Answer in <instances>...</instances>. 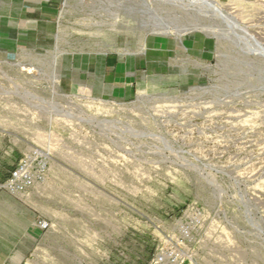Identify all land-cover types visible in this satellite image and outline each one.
I'll return each instance as SVG.
<instances>
[{
	"label": "rangeland",
	"instance_id": "rangeland-1",
	"mask_svg": "<svg viewBox=\"0 0 264 264\" xmlns=\"http://www.w3.org/2000/svg\"><path fill=\"white\" fill-rule=\"evenodd\" d=\"M60 2L0 0V264H264V0Z\"/></svg>",
	"mask_w": 264,
	"mask_h": 264
},
{
	"label": "built area",
	"instance_id": "built-area-1",
	"mask_svg": "<svg viewBox=\"0 0 264 264\" xmlns=\"http://www.w3.org/2000/svg\"><path fill=\"white\" fill-rule=\"evenodd\" d=\"M49 171V159L45 150L32 149L17 164L10 173L3 189L12 197H20L28 194L34 188L46 182ZM48 225L41 227L46 229ZM179 257L175 251L157 254L151 264H178Z\"/></svg>",
	"mask_w": 264,
	"mask_h": 264
},
{
	"label": "crops",
	"instance_id": "crops-1",
	"mask_svg": "<svg viewBox=\"0 0 264 264\" xmlns=\"http://www.w3.org/2000/svg\"><path fill=\"white\" fill-rule=\"evenodd\" d=\"M60 5H62L60 0H24L18 12L24 15L25 19H28L29 15L39 14L37 18L30 21L51 26L58 20ZM119 64L118 57H107L105 61V74L111 75L119 67Z\"/></svg>",
	"mask_w": 264,
	"mask_h": 264
},
{
	"label": "bare ground",
	"instance_id": "bare-ground-1",
	"mask_svg": "<svg viewBox=\"0 0 264 264\" xmlns=\"http://www.w3.org/2000/svg\"><path fill=\"white\" fill-rule=\"evenodd\" d=\"M120 52H121V54H120L121 57L127 55V53L125 52V50H120ZM102 61H103V67H105L106 54L104 55Z\"/></svg>",
	"mask_w": 264,
	"mask_h": 264
}]
</instances>
